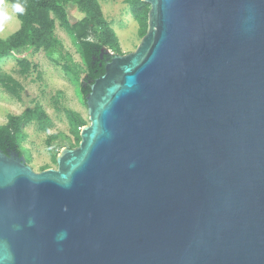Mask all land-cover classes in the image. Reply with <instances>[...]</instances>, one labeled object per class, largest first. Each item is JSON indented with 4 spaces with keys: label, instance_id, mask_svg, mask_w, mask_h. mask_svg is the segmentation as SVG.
<instances>
[{
    "label": "water",
    "instance_id": "1",
    "mask_svg": "<svg viewBox=\"0 0 264 264\" xmlns=\"http://www.w3.org/2000/svg\"><path fill=\"white\" fill-rule=\"evenodd\" d=\"M142 1L58 168L0 151V264H264V0Z\"/></svg>",
    "mask_w": 264,
    "mask_h": 264
},
{
    "label": "rangeland",
    "instance_id": "2",
    "mask_svg": "<svg viewBox=\"0 0 264 264\" xmlns=\"http://www.w3.org/2000/svg\"><path fill=\"white\" fill-rule=\"evenodd\" d=\"M133 1L98 0L106 20L118 37L121 54L136 51L143 39L139 24L131 11ZM4 2L10 4L6 0ZM67 13L72 22L84 16L76 5H69ZM51 16L55 19V35L61 41L58 49L20 48L15 53L0 58V68L24 86L21 101L0 86V125L7 123L9 115H22L36 105L42 106L54 122L48 131L40 130L34 121L28 122L19 135L20 148L26 160L41 171L58 168L57 157L61 150L64 147L75 148L79 145L78 136L67 118L65 109L79 113L86 125L90 124L88 106L80 88L87 72L81 48L61 18L54 13H51ZM20 25L17 17L15 22L0 30V40L9 38L19 30ZM91 38L100 41L102 39L101 35L97 37L95 34H92ZM106 47L116 54V50ZM21 57L27 58L35 66L28 75L19 72L18 59ZM82 128H78L79 136Z\"/></svg>",
    "mask_w": 264,
    "mask_h": 264
},
{
    "label": "trees",
    "instance_id": "3",
    "mask_svg": "<svg viewBox=\"0 0 264 264\" xmlns=\"http://www.w3.org/2000/svg\"><path fill=\"white\" fill-rule=\"evenodd\" d=\"M10 3L15 0H6ZM24 7L25 12L18 15L21 22L18 31L10 35L7 39L0 40V58L15 53L20 48H32L45 50H55L61 46L60 39L55 35V19L51 16L54 13L61 18L64 26L77 40L83 58L87 67L86 76L80 84L81 94L86 97L91 91V85L94 81L104 74L105 63L101 58V49L109 46L116 50V54H121V47L115 30L106 20L103 10L98 0H19ZM76 5L85 18L74 22L68 19L67 7ZM150 5L142 0H134L131 5V11L135 20L139 24V31L144 36L148 30V14ZM97 37L101 35L100 40H93L91 35ZM102 64V65H101ZM19 72L22 75H28L35 67L27 58L18 59ZM0 86L21 101L24 86L20 81L0 68ZM67 118L78 136L80 143V129L86 125L82 116L70 109H65ZM34 121L42 131H48L54 122L48 116L42 106L36 105L34 108L19 116L9 115L8 121L0 125V151L7 152L8 149L20 151L19 135L22 133L23 126Z\"/></svg>",
    "mask_w": 264,
    "mask_h": 264
},
{
    "label": "clouds",
    "instance_id": "4",
    "mask_svg": "<svg viewBox=\"0 0 264 264\" xmlns=\"http://www.w3.org/2000/svg\"><path fill=\"white\" fill-rule=\"evenodd\" d=\"M24 12L25 7L19 0H15V2L10 4L5 3L4 0H0V30L15 22L18 15Z\"/></svg>",
    "mask_w": 264,
    "mask_h": 264
},
{
    "label": "flooded vegetation",
    "instance_id": "5",
    "mask_svg": "<svg viewBox=\"0 0 264 264\" xmlns=\"http://www.w3.org/2000/svg\"><path fill=\"white\" fill-rule=\"evenodd\" d=\"M8 151H11V150H10V149H8V150H7V152H8Z\"/></svg>",
    "mask_w": 264,
    "mask_h": 264
}]
</instances>
